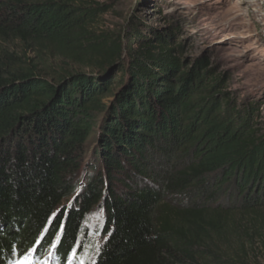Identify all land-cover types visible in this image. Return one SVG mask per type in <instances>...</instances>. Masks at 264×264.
<instances>
[{
	"label": "trees",
	"instance_id": "1",
	"mask_svg": "<svg viewBox=\"0 0 264 264\" xmlns=\"http://www.w3.org/2000/svg\"><path fill=\"white\" fill-rule=\"evenodd\" d=\"M106 11L0 0V44L92 69L0 47V264H241L222 250L264 211L259 104L187 68L178 25L93 31Z\"/></svg>",
	"mask_w": 264,
	"mask_h": 264
},
{
	"label": "rangeland",
	"instance_id": "2",
	"mask_svg": "<svg viewBox=\"0 0 264 264\" xmlns=\"http://www.w3.org/2000/svg\"><path fill=\"white\" fill-rule=\"evenodd\" d=\"M86 5L104 4L107 11L92 25L93 31L122 33L136 25L145 33L175 24L182 28L176 38L184 48L179 55L187 68L209 59V68L225 78L223 92L239 104H259L257 121L264 128V0H77ZM0 47L39 64L49 78L61 67L88 71L56 54L44 52L41 58L26 51L19 42ZM31 61V62H32ZM253 239H232L224 247L229 257L241 264H264V211ZM50 260V259H49Z\"/></svg>",
	"mask_w": 264,
	"mask_h": 264
}]
</instances>
